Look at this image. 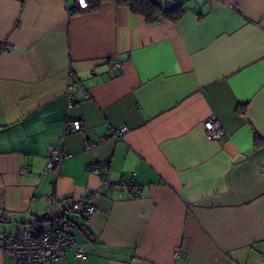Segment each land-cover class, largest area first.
Listing matches in <instances>:
<instances>
[{"label": "crops", "instance_id": "obj_1", "mask_svg": "<svg viewBox=\"0 0 264 264\" xmlns=\"http://www.w3.org/2000/svg\"><path fill=\"white\" fill-rule=\"evenodd\" d=\"M172 1L180 18L150 23L111 0H0V236L67 194L96 212L67 214L84 257L53 264H264V0ZM50 147L71 155L44 171ZM100 160L141 195L99 190Z\"/></svg>", "mask_w": 264, "mask_h": 264}, {"label": "built area", "instance_id": "obj_2", "mask_svg": "<svg viewBox=\"0 0 264 264\" xmlns=\"http://www.w3.org/2000/svg\"><path fill=\"white\" fill-rule=\"evenodd\" d=\"M225 1L230 5L234 4L233 0ZM75 4L81 11L90 8L87 0H75ZM5 47L8 46L5 45ZM120 66L118 61L111 64L112 69H118ZM80 128L81 123L78 120H73L66 125V131L69 129L79 130ZM128 130L129 128L126 126L111 128L107 137L118 140ZM203 130L205 136L210 140H218L223 134L220 123L214 117H209L203 122ZM90 147L91 143L87 142L86 148ZM70 155V153L59 152L55 147H50L44 171L58 167L61 161ZM88 169L100 176L99 190L124 188L130 197L141 195V188L134 179V173L119 181H112L109 177L110 164L102 160L89 163ZM26 170L23 167L20 172L25 173ZM46 200L49 202V207L44 219L0 236V248L14 259L15 264H53L69 248H73L76 259L80 260L84 257L81 247L76 245L72 234L74 225L67 214L80 216L81 219L88 222L96 212V207L87 198H75L67 194L60 197L47 195ZM179 253L180 248L176 247L174 256L178 257Z\"/></svg>", "mask_w": 264, "mask_h": 264}, {"label": "trees", "instance_id": "obj_3", "mask_svg": "<svg viewBox=\"0 0 264 264\" xmlns=\"http://www.w3.org/2000/svg\"><path fill=\"white\" fill-rule=\"evenodd\" d=\"M90 8L96 9L99 7L101 2L105 0H87ZM118 5H124L129 7V9L136 14L143 16L147 22L153 23L160 20H172L175 21L180 18L183 9L178 7L173 11H163L162 6L159 2L155 0H111ZM264 146V139L255 137L254 148ZM42 219H38L40 221ZM32 224V223H31ZM30 224V225H31ZM34 224V223H33Z\"/></svg>", "mask_w": 264, "mask_h": 264}, {"label": "water", "instance_id": "obj_4", "mask_svg": "<svg viewBox=\"0 0 264 264\" xmlns=\"http://www.w3.org/2000/svg\"><path fill=\"white\" fill-rule=\"evenodd\" d=\"M197 1L200 4H203L205 0H197ZM176 7H177V4L172 0H163V2H162L163 11H167V12L173 11L176 9ZM242 158H244L243 155H238L237 157H235L234 161L240 160ZM44 216H46V213L41 215V217H44Z\"/></svg>", "mask_w": 264, "mask_h": 264}]
</instances>
